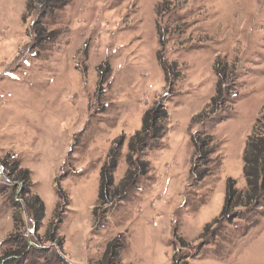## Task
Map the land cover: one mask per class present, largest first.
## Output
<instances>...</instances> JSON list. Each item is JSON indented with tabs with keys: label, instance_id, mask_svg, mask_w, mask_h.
Masks as SVG:
<instances>
[{
	"label": "rangeland",
	"instance_id": "1",
	"mask_svg": "<svg viewBox=\"0 0 264 264\" xmlns=\"http://www.w3.org/2000/svg\"><path fill=\"white\" fill-rule=\"evenodd\" d=\"M66 4L37 20L36 0H0V260L22 238L28 255L14 264H264V207L244 237L243 220L219 219L264 132V0ZM161 101L166 130L140 155L146 175L115 201L136 158L129 140ZM195 134L209 138L207 164ZM113 148L114 194L98 201Z\"/></svg>",
	"mask_w": 264,
	"mask_h": 264
},
{
	"label": "trees",
	"instance_id": "2",
	"mask_svg": "<svg viewBox=\"0 0 264 264\" xmlns=\"http://www.w3.org/2000/svg\"><path fill=\"white\" fill-rule=\"evenodd\" d=\"M33 0H29V2H32ZM39 4H41V9L43 10L41 16L38 17L37 20L42 19L43 14H48L49 10L54 11L55 9H59L60 7H65L67 4V0H36ZM36 20V21H37ZM42 21H37L32 25V31L35 38V41H38L41 43L45 38L44 30L40 27ZM39 27V28H38ZM43 27V25H42ZM43 39V40H42ZM162 67L165 72H168V70L171 73V67L167 66L166 62H162ZM102 79V78H101ZM100 79V81H101ZM220 92V90H219ZM219 93L216 95L218 96ZM217 101V99H213L212 102ZM167 113L165 110L164 102H158L156 105L145 112L143 115L142 120V127L141 130L135 133V135L129 140L128 144V151L133 152V154L136 155V158L132 160V156L126 157V163L128 164L129 170L127 171L124 182L125 187L119 191V194L117 197L113 193L112 189L114 187L113 184V174L115 170L117 169V160L120 157V153L118 149L120 148L121 144L119 145V148H113L110 150L108 159L109 162L104 166L101 167L100 172V189H99V197L98 201H100L103 196H108L109 194H114L113 200L120 201L122 199H125L128 196V193L132 188H134L140 179V177H144L147 172V167L145 168L144 165L141 164L139 158L140 155H143L146 151V148H149L153 146L164 134L166 130V122H167ZM254 134L251 136V138L248 140L246 144V151L244 154V169H243V178L246 183V189L243 191H239L235 189L234 185L235 182L232 180L228 181L227 188L225 191V203L224 206L220 212V218L223 220L227 225L232 224L235 220H243L245 222L243 229H241L240 234H238L240 237H244L247 234L248 230V224L251 221L252 216H256L259 209H262L264 207V132L259 131V129L256 127L254 130ZM201 136L198 135L193 137L194 145L197 149H199V153L203 151L205 164L208 163V158L210 157L211 150L208 149V139L201 140ZM211 139V138H210ZM208 150H206V149ZM196 149V151H197ZM117 152H116V151ZM210 150V151H209ZM6 167V165H5ZM11 167V166H10ZM13 171L14 166L12 167ZM11 168V169H12ZM195 169V168H194ZM17 171V170H15ZM195 171V170H194ZM193 171V172H194ZM23 180L26 182H29V172L23 171V173H18ZM8 175L11 177V174L8 173ZM197 175V174H196ZM202 175H200V179ZM12 178V177H11ZM36 200V201H35ZM34 202L38 205V210L36 212L32 211V207L28 204V211L32 213L38 223L39 217L43 215V204L38 200L35 199ZM40 203V204H38ZM17 205V204H16ZM96 211L93 212V216H95ZM37 216V217H36ZM219 219L214 221V223L211 224V226H214L219 222ZM211 226L207 225L203 230L206 232L207 229H209ZM55 230L51 232V235L55 237ZM239 237V238H240ZM19 245L21 248H19L17 251L14 252H6L0 260V264H14L17 263V261H21V257H26L28 255V252L26 251V245L23 242V239L20 238ZM23 247L26 248L23 249ZM116 251V249H115ZM118 251V250H117ZM118 252L116 255L118 256ZM58 259V258H57ZM12 261V262H10ZM59 264H67L63 261H59Z\"/></svg>",
	"mask_w": 264,
	"mask_h": 264
},
{
	"label": "built area",
	"instance_id": "3",
	"mask_svg": "<svg viewBox=\"0 0 264 264\" xmlns=\"http://www.w3.org/2000/svg\"><path fill=\"white\" fill-rule=\"evenodd\" d=\"M2 172H3V170H2V167L0 166V175H2Z\"/></svg>",
	"mask_w": 264,
	"mask_h": 264
}]
</instances>
